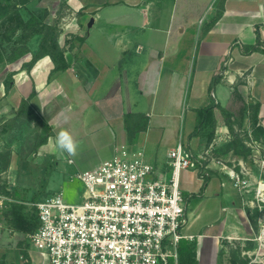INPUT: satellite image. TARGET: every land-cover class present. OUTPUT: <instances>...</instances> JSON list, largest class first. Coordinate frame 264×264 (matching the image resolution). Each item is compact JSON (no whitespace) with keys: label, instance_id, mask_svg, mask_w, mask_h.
I'll list each match as a JSON object with an SVG mask.
<instances>
[{"label":"crops","instance_id":"1","mask_svg":"<svg viewBox=\"0 0 264 264\" xmlns=\"http://www.w3.org/2000/svg\"><path fill=\"white\" fill-rule=\"evenodd\" d=\"M54 1L55 21L61 19L59 43L69 67L51 75L54 62L49 55L29 70L22 64L0 96V123L34 93L30 102L52 131L67 129L77 140L78 155L68 161L87 163L83 169L75 166L81 170L111 158L120 145L143 150L148 160L166 170L168 151L179 139H187L193 148L205 139L190 134L198 124L197 109L212 98L218 104L219 133L234 131L224 110L231 113L237 106L247 110L244 119L252 130L257 108V124L264 131V43L262 49H247L257 44L258 33L264 40V0L216 1L212 7V0ZM167 4L170 13L162 21ZM160 90L163 109L157 110ZM173 103L181 107L180 113L167 111ZM179 115L180 126L170 119ZM163 140L165 147L160 146ZM197 153L199 170H184L181 188L183 195L200 191L204 179L199 172L210 176L204 195L188 203L184 228L194 235L188 241L196 245L198 264H264V258L251 262L246 253L258 247L254 238L261 212L248 203L253 191L242 194L233 185L223 168L231 165L205 161L206 155ZM234 158L232 165L241 161L247 166L254 185L256 169L242 155ZM22 233L13 225H0V262L49 264L47 254L28 238L29 243L16 238Z\"/></svg>","mask_w":264,"mask_h":264},{"label":"built area","instance_id":"2","mask_svg":"<svg viewBox=\"0 0 264 264\" xmlns=\"http://www.w3.org/2000/svg\"><path fill=\"white\" fill-rule=\"evenodd\" d=\"M239 165L223 168L242 194L253 191L248 203L261 212L258 247L246 252L255 262L264 258V179L253 185L247 166ZM186 169L199 166L183 139L168 151L164 171L142 150L120 145L111 158L71 176L84 183L83 201L68 202L56 191L35 202L40 226L26 238L47 254L49 264H179L180 241L194 239L184 232ZM6 200L16 201L0 194V204Z\"/></svg>","mask_w":264,"mask_h":264},{"label":"rangeland","instance_id":"3","mask_svg":"<svg viewBox=\"0 0 264 264\" xmlns=\"http://www.w3.org/2000/svg\"><path fill=\"white\" fill-rule=\"evenodd\" d=\"M209 1L207 0L206 4ZM216 1L220 2V0H212L209 5L211 4L212 7ZM55 7L54 0H0V49L4 58L0 62V96L8 90L7 87L5 88L6 80L9 78L14 80L12 73L20 70L22 64L30 60L32 48H37L39 37L35 35L34 30L43 22L55 21V12L52 11ZM165 7L160 17L162 21L166 20L168 13H170L167 11L168 4ZM58 19L60 20V18ZM30 52L31 54H29ZM216 88L218 89V87ZM185 94L186 92L182 93V99ZM161 96H163L162 90L156 98L157 110L163 109L160 103ZM224 96L225 98L220 97L222 103L226 102L225 93ZM214 100L216 99L212 98L210 101L214 102ZM175 101L178 102L177 99ZM241 107L230 108L234 124L232 133L225 131L219 133L217 128L209 142L203 139L199 141L196 148L190 146V149L195 156L198 151L206 155L205 161H222L229 165L237 162L234 154H238L237 151L239 150L242 156L251 163L250 165L256 169L259 179H264V167H262L264 166L262 163L264 160V135L258 133L256 136L253 133L252 124L245 121L246 112H242ZM180 110L181 107L174 103L171 104L170 108H167V111L175 114L180 113ZM180 116L170 119L171 121L176 119L180 126L182 122ZM240 117L243 118L240 119ZM41 119L42 116L35 111L34 115L24 114L12 123L9 122L5 128H3L4 123H0V194L22 202L24 197L30 198L35 193L40 192L45 196L52 192L63 191L64 198L68 202H81L85 192L84 183L76 176L71 179V176L88 167V164L79 165L78 161L69 163V159H76V157L57 151L54 143L56 134L52 129L46 131ZM46 133L49 134L47 144L38 147L40 139ZM184 141L187 142L188 140L185 139ZM166 144L163 140L160 146L165 147ZM85 156L90 157V155ZM75 166H81V169L75 168ZM44 182L46 187H43ZM201 191L202 189L193 193L186 192L184 197L187 207L191 200L204 195V190L198 194ZM17 192L18 196L14 198L12 193L16 194ZM41 194L39 195L41 196ZM12 203V201L6 200L0 204V225L3 227L12 225L10 221ZM24 203L35 206V202L25 201ZM252 213V215L256 214L255 212ZM22 234L16 238L29 243L25 236L26 233L25 235L24 232ZM247 261L249 262L248 258Z\"/></svg>","mask_w":264,"mask_h":264},{"label":"trees","instance_id":"4","mask_svg":"<svg viewBox=\"0 0 264 264\" xmlns=\"http://www.w3.org/2000/svg\"><path fill=\"white\" fill-rule=\"evenodd\" d=\"M224 1L225 0H220V3L223 5ZM60 21L61 19L60 20L58 19L53 22H43L39 24L40 26H37V28L34 30L36 33L35 35L39 37V42L38 45L36 46L37 48H32L33 49L32 57L28 62L23 63V67H25L28 70L31 69V67L36 63L38 59L46 55H49L54 62V69L52 70L51 75H53L57 71L65 70L69 67V64L65 56L66 49L64 46H61V44L59 43V38L62 33ZM263 43L264 40L261 38L260 33H258L257 44L252 46L249 45L247 46V49L248 51L262 49L260 45ZM1 51L2 50L0 49V62L4 59L3 53ZM262 51H264V49ZM12 81L13 79L11 78H9V80H6L5 85L7 88H9V85L11 84ZM33 96L34 93L31 95L30 99H23L21 101V104L15 110V115L4 123L3 128H5V126H7L9 122L12 123L18 117L24 114H28V115L35 114V109L33 108V105L30 102ZM217 105H218L217 103L211 102L210 104L197 109L198 124L196 126V129L190 134V137L202 136L208 142L211 140L210 138H213L214 133L216 132L217 129V120L215 116V108L217 107ZM224 117L227 121L228 126L233 130L231 113L224 110ZM252 118L254 125L253 133L256 136H258L257 135L258 133L259 134L262 133L264 135V131L257 124L258 122L257 108H255ZM41 120L44 124V127L46 128V131L52 129L47 121H45L43 118ZM48 138H49V134L46 133L44 137L40 139L38 147L45 144ZM237 153L239 155H242V153L239 150L237 151ZM199 175L204 179L202 191L198 193L201 194L203 190H205V187L209 181L210 176L208 173H202V172H199ZM43 187H46L45 182L43 184ZM15 192L16 190L14 191V193ZM14 193H12V196L15 198V196H18V192L16 194ZM54 193L55 192H52L45 196L42 195L40 192L35 193L30 198L24 197V199H22V202H19L18 199H16L17 202L14 201L10 206L11 207L10 221L12 225L17 230H20L26 234L35 232L40 226L38 210L36 206H30L28 203H24V202L25 201L38 202L48 196L53 195ZM39 194H41V196ZM0 264H7V263L1 261ZM179 264H198L196 245L193 242H189L188 239L185 238L182 239L179 244Z\"/></svg>","mask_w":264,"mask_h":264},{"label":"clouds","instance_id":"5","mask_svg":"<svg viewBox=\"0 0 264 264\" xmlns=\"http://www.w3.org/2000/svg\"><path fill=\"white\" fill-rule=\"evenodd\" d=\"M54 143L58 152L67 153L71 157L78 155L79 144L67 129H61L56 133Z\"/></svg>","mask_w":264,"mask_h":264}]
</instances>
